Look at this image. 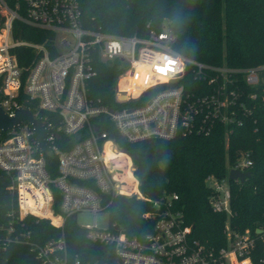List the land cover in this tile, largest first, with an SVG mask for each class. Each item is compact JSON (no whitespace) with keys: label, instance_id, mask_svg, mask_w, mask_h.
I'll return each mask as SVG.
<instances>
[{"label":"built area","instance_id":"obj_1","mask_svg":"<svg viewBox=\"0 0 264 264\" xmlns=\"http://www.w3.org/2000/svg\"><path fill=\"white\" fill-rule=\"evenodd\" d=\"M22 3L23 13L19 14L17 3L10 8L0 0L5 13L0 31V106L13 116L27 101L32 116L39 117L41 127L47 129L45 141L51 154L37 146L31 122L24 120L0 130V170L8 174L7 188L16 198L15 206L5 214L6 222L0 223V250L12 244L26 245L36 264H97L83 263L77 257L70 260L62 233L38 241L24 227V218L31 215L62 229L65 216L88 211L93 213L91 225L76 223L85 230L86 239L112 248L114 259L109 264H264V255L255 260L250 257L257 241L263 243L264 253V228L236 231L229 225L228 173L231 169L247 171L252 162L248 151L238 153L225 176L205 177L212 210L225 214V243L218 248L190 237L191 227L175 205V193L155 200L141 195L140 200L151 204L142 213L151 226L139 235L113 225L98 228L95 220L97 212L105 211L109 197L123 194L111 154L125 151L110 135L112 130L127 142H137L191 133L208 135L217 123L229 127L237 112L243 114L245 109L242 101L234 108L243 94L237 86L239 80L252 88L245 95L259 98L264 105V65L233 68L185 57L172 48L176 35L167 25L144 37H118L86 28L81 23L79 0ZM15 20L54 32L55 53L51 55L42 44L13 39ZM19 45L30 46L37 54L28 66H20L10 52ZM59 46L65 50L60 51ZM94 60H116L122 68L109 105L88 95L87 83L96 74ZM138 68L143 71V84L138 91H128ZM187 68L206 83L197 93L184 88ZM125 74L123 88L119 82ZM48 156L56 161L54 175L46 168ZM129 167L132 172V165Z\"/></svg>","mask_w":264,"mask_h":264},{"label":"trees","instance_id":"obj_2","mask_svg":"<svg viewBox=\"0 0 264 264\" xmlns=\"http://www.w3.org/2000/svg\"><path fill=\"white\" fill-rule=\"evenodd\" d=\"M5 2L10 8H15L17 3V12L23 13L22 0ZM79 7L81 23L86 28L118 37L134 34L144 37L150 30L159 31L166 23L176 35L172 48L185 57L233 68L264 65V0H79ZM4 19L0 6V31ZM11 36L18 41L42 44L51 55L55 53V34L50 30L15 20ZM10 52L20 66H28L37 55L32 47L25 45L15 46ZM94 68L96 74L87 83L88 95L98 103L109 105L115 81L122 71L120 63L94 60ZM142 73L139 68L134 70L128 91L141 88ZM261 76L264 80V68ZM182 81L184 88L193 93L206 84L191 68H187ZM237 86L243 94L234 108L242 101L243 114L238 111L237 119L229 127L215 124L208 135L191 133L170 139L127 142L113 130L110 132L125 152L114 150L118 157L111 154L123 194L108 200L104 197L108 202L105 211L109 227L113 225L127 234L137 235L150 229L151 223L142 218V213L151 207L150 202L127 193H141L151 200L175 193L178 197L175 205L191 227L190 237L216 248L224 245L225 214L212 210L208 202L211 190L205 177L225 176L238 153L248 151L252 161L247 169L249 176L243 181L228 180L229 225L236 231L264 228V105L259 98L245 95L252 88L243 81L239 80ZM55 163L54 157H46V168L51 175L56 173ZM131 173L132 178L128 175ZM9 184L8 174L0 170V223L6 222V212L16 204L14 193L7 188ZM57 201L55 193V209ZM23 221L25 229L38 241L62 233L70 260L77 257L83 263L109 264L114 259L110 246L86 239L85 230L76 223L74 214L65 216L62 229L47 219L31 215ZM262 247L263 243L257 241L250 255L252 260L264 255ZM0 264H36V261L26 245L12 244L0 250Z\"/></svg>","mask_w":264,"mask_h":264},{"label":"water","instance_id":"obj_3","mask_svg":"<svg viewBox=\"0 0 264 264\" xmlns=\"http://www.w3.org/2000/svg\"><path fill=\"white\" fill-rule=\"evenodd\" d=\"M125 65V62H123ZM24 106L18 108L13 116H8L0 106V130H6L13 126H16L20 122L26 120L32 123L33 132L32 135L37 142V146L45 152L46 155L51 154V149L49 145L45 141V135L47 129L41 127L39 117H33L31 111L29 110V103L27 101L23 102ZM94 128H97L95 125ZM249 176V171H238L235 169L229 170L228 178L229 179H238L239 181H243L246 177Z\"/></svg>","mask_w":264,"mask_h":264},{"label":"rangeland","instance_id":"obj_4","mask_svg":"<svg viewBox=\"0 0 264 264\" xmlns=\"http://www.w3.org/2000/svg\"><path fill=\"white\" fill-rule=\"evenodd\" d=\"M166 23L163 24V26H165ZM59 50L60 51H64V47L62 46H59ZM126 77H127V74H125L123 77H121V80L119 82V86L120 87H126ZM126 175V174H125ZM130 178H132L133 174H128ZM124 176V175H123ZM127 182V181H125ZM135 195L136 198H139L141 197V193H127L126 195L127 196H131V195ZM92 217H93V213L91 212H88V211H80L78 213H76V222L79 224V225H91L92 223ZM95 220H96V226L98 228H107L108 227V213L106 211H99L96 213L95 215Z\"/></svg>","mask_w":264,"mask_h":264},{"label":"bare ground","instance_id":"obj_5","mask_svg":"<svg viewBox=\"0 0 264 264\" xmlns=\"http://www.w3.org/2000/svg\"><path fill=\"white\" fill-rule=\"evenodd\" d=\"M4 22V21H3ZM2 29H3V23H2V26H1V31H2Z\"/></svg>","mask_w":264,"mask_h":264}]
</instances>
